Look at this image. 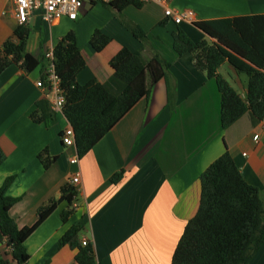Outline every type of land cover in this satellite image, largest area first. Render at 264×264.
I'll list each match as a JSON object with an SVG mask.
<instances>
[{
	"label": "crops",
	"instance_id": "crops-1",
	"mask_svg": "<svg viewBox=\"0 0 264 264\" xmlns=\"http://www.w3.org/2000/svg\"><path fill=\"white\" fill-rule=\"evenodd\" d=\"M170 6L193 11L195 22L264 15V0H170ZM16 26L12 4L0 0V46L12 38ZM27 26L31 35L26 49L34 57L52 51L73 31L86 62L77 83L96 79L114 96L122 93L125 83L114 76L109 62L121 48L127 47L144 66L153 53L171 64L148 98L133 106L75 165L69 162L75 147L61 142L69 125L62 114L50 128L29 119L35 102L51 96L36 86L40 68L26 73L11 65L0 74V150L5 156L0 187L6 178L15 177L6 195L19 198L9 210L17 227H32L37 210L50 199H59L60 188L76 173L80 179L74 215L63 223L60 213L67 206L61 202L24 243L28 264H76L74 250L57 246L72 225L83 231L80 241L93 245L97 264H171L183 229L198 209L199 177L226 150L244 180L258 189L264 207V121L246 112L227 129L221 128L215 80L197 71L190 55H175L171 44L176 25L165 19L158 5L127 6L118 12L85 2L75 21L61 19L48 26L35 14ZM135 26L147 32L151 50L131 35L128 29ZM177 26L194 42L207 38L193 23ZM96 29L111 38L100 53L89 46ZM164 33L169 36L166 45ZM217 73L245 97L246 75L236 74L228 64ZM45 148L56 157L47 170L37 159ZM120 171L123 179L110 184L109 178ZM0 258L15 264L4 240ZM249 264H264V242Z\"/></svg>",
	"mask_w": 264,
	"mask_h": 264
},
{
	"label": "trees",
	"instance_id": "trees-1",
	"mask_svg": "<svg viewBox=\"0 0 264 264\" xmlns=\"http://www.w3.org/2000/svg\"><path fill=\"white\" fill-rule=\"evenodd\" d=\"M102 5L118 12L127 6H142L136 0H115ZM193 25L207 39L194 42L176 25L171 48L178 57L190 55L194 68L215 80L220 95L221 128L227 129L246 112L262 121L264 15L196 21ZM128 30L136 41L151 50L147 32L137 26ZM30 35L31 29L27 25L16 26L12 38L0 46V74L11 65L26 73L37 68L43 72L46 67L44 55L34 57L26 49ZM110 42L108 35L96 29L89 39V46L93 52L100 53ZM52 63L64 96L61 114L73 130L78 158L86 155L141 99L148 98L151 89L166 77L171 66L156 53L144 66L137 55L123 47L109 62L114 76L125 83L121 94H110L96 79L79 85L76 79L86 62L73 31L67 32L54 46ZM224 64L236 74L247 76L244 98L218 75L217 70ZM167 97L173 105L169 89ZM57 115L47 99H40L35 102L29 119L33 124L50 128L56 123ZM37 159L47 170L56 157L50 156L45 148ZM4 160L0 150V165ZM123 174V171L113 174L109 178L110 184H118ZM14 180L15 177L10 176L0 187V242L5 241L11 263L28 264L29 255L24 243L61 202L67 206L60 213V219L65 223L74 214L77 190L69 183L64 184L59 199H50L37 210L35 224L19 229L9 216V210L19 198L6 195ZM199 184L197 212L187 221L171 264H249L264 242V207L258 189L244 180L227 150L203 171ZM79 233L80 227L72 225L59 239L58 249L68 246L74 250L76 264H97L93 245L87 242L82 246ZM0 264L7 262L0 258Z\"/></svg>",
	"mask_w": 264,
	"mask_h": 264
},
{
	"label": "built area",
	"instance_id": "built-area-1",
	"mask_svg": "<svg viewBox=\"0 0 264 264\" xmlns=\"http://www.w3.org/2000/svg\"><path fill=\"white\" fill-rule=\"evenodd\" d=\"M14 8V18L17 26L27 25L31 18L38 14L42 24L52 25L61 20L68 19L75 21L78 18L80 10L85 2H97L100 4H110L115 0H9ZM141 4L154 3L158 5L165 19L170 20L175 25L182 23L192 24L195 22V14L191 10L177 11L170 6V0H136ZM46 67L43 70L39 81L36 83L38 88L48 90L51 94L50 108L55 113L61 114L64 105V96L60 89V80L56 76L52 63V51L46 52ZM264 121V116L262 118ZM258 136H254L253 140L257 141ZM61 142L64 147H74V133L70 125H68L61 134ZM77 154L72 157L69 162L73 165L78 163ZM70 185L76 187L80 184L79 173H76L70 180ZM82 246L87 245V241H81Z\"/></svg>",
	"mask_w": 264,
	"mask_h": 264
},
{
	"label": "rangeland",
	"instance_id": "rangeland-1",
	"mask_svg": "<svg viewBox=\"0 0 264 264\" xmlns=\"http://www.w3.org/2000/svg\"><path fill=\"white\" fill-rule=\"evenodd\" d=\"M40 25V24H39ZM168 38H169V36L166 34V33H164V37H163V40H164V45H166L167 44V40H168ZM203 39H207V38H203ZM31 43V42H30ZM29 46H30V44H29ZM58 116H60V115H58ZM74 215V214H73ZM83 234V231L80 233V236Z\"/></svg>",
	"mask_w": 264,
	"mask_h": 264
}]
</instances>
